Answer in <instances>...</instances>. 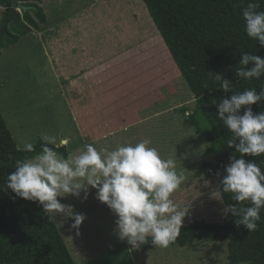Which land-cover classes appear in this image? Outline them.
Listing matches in <instances>:
<instances>
[{
    "label": "rangeland",
    "instance_id": "obj_1",
    "mask_svg": "<svg viewBox=\"0 0 264 264\" xmlns=\"http://www.w3.org/2000/svg\"><path fill=\"white\" fill-rule=\"evenodd\" d=\"M40 5L47 22L40 30L27 27L0 55V112L18 147L42 134L69 138L66 149L73 154L87 144L112 151L149 139V147L173 159L183 176L170 197L188 207L183 224L216 217L221 222L225 206L203 166L211 157L204 152L208 142L184 116L193 111L194 97L142 0ZM83 196L57 197L85 216L78 228L71 218L55 217L76 264H227L226 241L133 249L114 233L117 217L96 198V189L89 186Z\"/></svg>",
    "mask_w": 264,
    "mask_h": 264
},
{
    "label": "trees",
    "instance_id": "obj_2",
    "mask_svg": "<svg viewBox=\"0 0 264 264\" xmlns=\"http://www.w3.org/2000/svg\"><path fill=\"white\" fill-rule=\"evenodd\" d=\"M19 1L0 0V6L5 8L0 25L9 14V7H18ZM21 1V5L33 7L20 14L17 24L14 25L13 21L6 23L7 34L0 38V55L5 45L15 44L27 33V27L40 30L47 22L40 0ZM142 2L194 97V109L186 117V122L196 134L207 140L204 152L211 157L203 163L205 178L214 181L220 189V180L226 175L224 166L230 162V156H239V153L226 144L231 134L217 117L216 105L220 99L230 97L232 92L250 88L259 92L264 88V77L244 81L235 75L242 52L264 56V48L244 31L241 11L250 0ZM257 2L260 4L258 11H264V0ZM9 25L14 32L8 29ZM215 73L230 80L232 92L219 89V83L213 80ZM251 108L254 114L264 111V101L251 105ZM243 110H240L241 114ZM42 143L38 139L33 152L18 147L0 112V186H3L0 188V264H76L55 218L47 217L38 203L15 197L4 183L7 175L15 170V161L34 157L41 152ZM55 150L65 158L69 154L64 147ZM244 158L256 162L264 170V154ZM231 195L223 194L224 206L237 203L231 200ZM243 206H248L247 202ZM217 219L190 220L182 225L179 236L170 245L184 247L196 240L226 241L227 264H264V208L254 232H248L243 225L237 227L236 217L231 213L223 215L221 222ZM154 247L149 238L148 243L139 248L147 251Z\"/></svg>",
    "mask_w": 264,
    "mask_h": 264
},
{
    "label": "clouds",
    "instance_id": "obj_3",
    "mask_svg": "<svg viewBox=\"0 0 264 264\" xmlns=\"http://www.w3.org/2000/svg\"><path fill=\"white\" fill-rule=\"evenodd\" d=\"M23 6L16 8L19 15L33 7L23 10ZM259 8L257 0H250L241 14L246 35L264 48V11ZM238 63V78L249 81L264 77V56L242 52ZM213 80L219 83V89L232 92L229 79L215 73ZM260 101H264V88L259 92L250 88L232 92L216 105L217 117L231 134L226 144L239 156H230L224 166L226 175L215 197L223 200L224 193L232 194L231 200L237 203L225 205L223 214L231 213L237 227L243 225L248 232L257 230L264 208V170L244 158L264 154V111L254 114L251 108ZM190 115L191 112L184 113L185 117ZM41 140V152L30 159L16 160L15 170L7 175L4 183L15 197L38 203L47 217L71 218V227L78 228L84 214L76 213L73 205L61 203L57 197H80L83 191L81 199H86L90 186L96 189V198L116 215L114 233L119 240H126L133 249L148 243L149 238L159 248L175 242L188 207H180L170 197L180 187L183 176L178 175L173 159H163L156 148L149 147V139L112 151L87 144L84 150L78 154L69 152L66 158L55 149L67 148L69 138L42 134ZM23 150L35 151L34 144L25 143ZM245 202L248 206H243Z\"/></svg>",
    "mask_w": 264,
    "mask_h": 264
},
{
    "label": "water",
    "instance_id": "obj_4",
    "mask_svg": "<svg viewBox=\"0 0 264 264\" xmlns=\"http://www.w3.org/2000/svg\"><path fill=\"white\" fill-rule=\"evenodd\" d=\"M28 7L23 6L22 9L26 10ZM19 13L18 11L14 8V7H10L9 9V14L7 15V17L3 20V22L0 25V38L2 36V34H7V30H6V23L11 20L13 21L14 24H17L18 20H19Z\"/></svg>",
    "mask_w": 264,
    "mask_h": 264
},
{
    "label": "flooded vegetation",
    "instance_id": "obj_5",
    "mask_svg": "<svg viewBox=\"0 0 264 264\" xmlns=\"http://www.w3.org/2000/svg\"><path fill=\"white\" fill-rule=\"evenodd\" d=\"M21 3H22V1L20 0V1H19V5H18V7H14V8H15V9H16V8H19V6H21ZM9 9H10V7H9ZM9 21H11V20H9ZM17 23H18V22H17ZM13 24H14V23H13Z\"/></svg>",
    "mask_w": 264,
    "mask_h": 264
},
{
    "label": "crops",
    "instance_id": "obj_6",
    "mask_svg": "<svg viewBox=\"0 0 264 264\" xmlns=\"http://www.w3.org/2000/svg\"><path fill=\"white\" fill-rule=\"evenodd\" d=\"M123 127H124V128H126V126H125V125H124ZM59 229H60V228H59Z\"/></svg>",
    "mask_w": 264,
    "mask_h": 264
}]
</instances>
